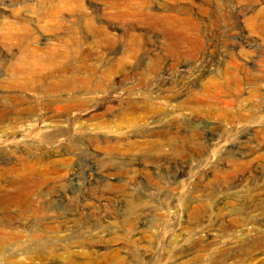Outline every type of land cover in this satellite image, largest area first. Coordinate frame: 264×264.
<instances>
[{
    "label": "rangeland",
    "instance_id": "obj_1",
    "mask_svg": "<svg viewBox=\"0 0 264 264\" xmlns=\"http://www.w3.org/2000/svg\"><path fill=\"white\" fill-rule=\"evenodd\" d=\"M150 1L80 0L54 17L52 11L69 2L0 0V105L13 95L3 85L21 82L12 70L23 58L32 61L31 50L69 56L46 71L37 65L44 92L23 94L32 114L0 120V224L12 216V226L25 235L22 244L6 246L18 249L13 264H60L26 259L23 251L35 247L31 234L43 229L42 245L81 251L73 264H115L124 256L123 264H264V225H223L236 205L245 218L264 216V99L253 119L227 116L238 111L229 105L233 99L249 109V93L257 86L264 92V0ZM179 6L193 9L201 51L188 53L184 29L142 13ZM85 18L115 35L116 44L95 45L86 58L84 42L93 35ZM117 58L124 64L109 81L89 76ZM55 82L65 88L48 92ZM214 83L233 87L231 96ZM180 102L187 103L177 107ZM174 112L197 134V145L184 143L172 156L160 147L159 132ZM235 164L241 167L236 173ZM246 191L256 201L246 199ZM28 198L44 212L23 205ZM201 205L210 210L198 212Z\"/></svg>",
    "mask_w": 264,
    "mask_h": 264
},
{
    "label": "bare ground",
    "instance_id": "obj_2",
    "mask_svg": "<svg viewBox=\"0 0 264 264\" xmlns=\"http://www.w3.org/2000/svg\"><path fill=\"white\" fill-rule=\"evenodd\" d=\"M63 1H65L66 3H68V2L69 3L65 7H61V8H58V9L52 11L54 17H59L58 15L64 9L70 10L69 9L70 3H73V2L79 3L80 0H63ZM115 1H117V0H115ZM147 1L149 3H151L150 0H147ZM114 3H111L108 6L110 17H114V12L116 10V5ZM124 5H127V4H124ZM186 6H188V5H186ZM77 9L78 10L82 9V6L77 7ZM161 10L162 11L156 12L153 9L149 8L145 12L142 11V13H143V16L146 18L154 19V20H161V21L169 24V26L171 25V26L175 27L176 29H181V30L184 29V33H182V34H185V35L182 38H185L187 40V42L191 45V47H190L191 49H189V50H192L190 52L188 51V53L192 54L193 51H201V46L203 44L202 43V37L200 35H198V33H196L199 31L200 26L196 22V19L193 16V9L190 7L182 8L179 6V7H167V8H163ZM259 14L262 17H264V10L260 11ZM128 15L129 16H135L136 13L132 12V13H128ZM138 17H139V15H138ZM85 22H86V27H87L88 33L93 35L92 42H90V40H88V39H86L84 42V44L89 46V48H88L89 50H87L84 53V56L86 58H89L92 56V50L95 48V45L98 48H105V47H113L116 44L117 37L113 34H110L105 27L95 23L94 19L85 18ZM252 25L255 29L260 28V25L258 22H253ZM73 46H75V45L73 44ZM138 48H139V46H138ZM178 52H179L178 55H180L181 53H185V51H178ZM68 57L69 56L66 53L65 54H59L58 52L51 50V51H49V53L46 52V54H42L38 50L33 49L28 54V58H30L32 61L27 62V61H25L24 58L21 60L19 59L22 62L21 66L17 67L16 69H13L12 71H13L14 75L18 76V78L21 79V82L6 83L5 85H3V88L5 89V91L12 92L13 95L12 96L8 95V96L3 98L4 101L2 102V105H0V120L7 119L9 117H13L14 119H18L19 118L18 116H20V115L32 114V112L34 111V107L32 105L25 103L26 97L23 94L27 93L28 91L39 92V94L44 92L43 89H39L37 86L38 80L42 79L40 71L37 68V65L43 66L42 71H46V70H49V68L53 69L54 67H56L55 66L57 63L56 60H58V58L67 60ZM123 59L124 58L115 59L114 62L112 64H110L105 69V71H101L100 73L95 72V70L91 69L89 71V76L92 75V76L98 77L100 83L103 81H109L110 76L113 74L114 70L121 68L122 64H124ZM130 62H131V60H130ZM46 63H48V64H46ZM49 77L53 78V75L50 74ZM232 78H233V76H232ZM232 78H230V79H232ZM87 80H88L87 78H84V79H82V82L86 83ZM229 85H230V83H229ZM237 85H239V84H237ZM212 86H214V85H212ZM215 87H216V89L221 90V93L223 95H230L231 89L233 88V87H229L228 84L220 85V83L215 84ZM63 88H65V85H62L61 83L55 82V83L51 84L49 87H47L46 90L48 92H55L57 90L60 91ZM212 88H211V90H212ZM213 90H215V88ZM234 90H232V91H234ZM262 90L263 89H261V86H257L253 91H251L249 93L248 101L249 102L253 101V103L249 109L244 108V102L242 100L235 101V99H233L234 101L232 100L231 104H229V105L232 106L233 109L235 106L238 111H234L235 113L230 112L231 114L229 113V115H227L228 118L231 116L232 119L234 118V119H236V121H238L240 123L246 122L250 119H253L255 117L254 116L255 112H257L255 109H257V108L259 109V106H260L262 100L264 99V92H262ZM190 101H191V99H190ZM184 103H187V102H180L176 106L182 108ZM233 103L235 104L234 106H233ZM247 104H245V105H247ZM25 105H28V106H25ZM178 109H180V108H178ZM180 114L181 113H178V112L172 113L167 120V124L165 126H163V129L159 132V137H161V139H162V140H160V144H161L160 147H162V146H165L166 148L169 147L170 148L169 152L170 151L172 152L171 153L172 156L176 155L177 152H180L183 149L184 143L186 145H192V146L195 144L197 145V143H195V141H194V137H196L197 134H195L194 132L191 133L189 131L190 128L187 130L189 123ZM140 119H142V117ZM138 120H139V117L136 118V121H138ZM135 124H137V123L135 122ZM197 140H198V137H197ZM259 145H261V144H259ZM197 149H198V147H197ZM152 150H154V149H152ZM258 155H260V154H258ZM259 158L264 159V155H262V153H261V156ZM233 162H235V161H233ZM262 162H264V161H262ZM240 168L241 167L239 164H235L233 172H235V173L239 172ZM28 169H29L28 171L31 172V174L38 173V172H36L37 170L35 169V167L33 165H29ZM38 169L40 170V168H38ZM221 174H220V176H221ZM225 174H226V172H225ZM36 175H39V174H36ZM44 176H45V174H44ZM218 176H219V174H218ZM36 177L38 178V176H36ZM45 179H47V178H45ZM39 180H41V182L39 181L40 183L45 184L46 180L45 181L42 179H39ZM218 181L222 182V180H218ZM223 182H224V180H223ZM263 182H264V178H263ZM225 183H228V181H225ZM262 185L264 187V183ZM249 190H252V189H249ZM252 192H253V190H252ZM244 195H245L246 199L248 197L251 202L256 201L255 200L256 195L254 193L251 195L250 193H248V191H246ZM29 199L30 198L25 200L23 205H25L26 207H29V209L32 210L33 212H37V211L41 212L42 209L39 207L37 208V206H35L32 203V201H30ZM1 206H2V204L0 203V207ZM237 206L238 205H236V207L233 208V212L230 215L231 218L226 220L225 223H223V225L225 227L243 228L246 226H259V225L262 226V225H264V218H263L264 216L262 217V219L261 218H258V219L245 218L244 217L245 216L244 210H243L244 207L242 206V208H241V207H237ZM48 208L49 207L45 206V211H48L49 210ZM24 209H26V208H24ZM205 210H210V207H208L206 205H201L198 208V212H200V211L202 212ZM42 212H44V211H42ZM259 214L264 215V205H262L259 208ZM29 216H31V215L29 214ZM12 221H13L12 216H8V219H6V222H2V224H0V264H13L12 260H15L16 259L15 257L19 255L17 252L18 249H15V248L8 249V248H6L7 245H10V246L16 245V244L19 245L25 241V239H24L25 235H23L24 233L22 234L21 230L12 226V223H13ZM16 230H18V231H16ZM44 233H46V230L43 229L42 231L40 230V231L35 232L34 234H31V236H30L31 241L30 242H32L35 247L28 249V251H23L27 255L26 256L27 258L25 257L27 260L32 259V262H33L37 259H42V258H45V259L54 258V260L59 261L58 263H60V264H73L74 260L81 256V251H79L78 249L77 250L72 249V246H70V245H55L54 243H50V244L47 243V244L42 245L44 243V238H45ZM122 245H124V244H122ZM10 246H8V247H10ZM79 246L80 247H77V248L83 247L82 244ZM8 250H9V252H8ZM131 256H134V255H131ZM124 258H125V256H124ZM124 258L117 257V259L114 258L113 260H114L115 264H123V263H126V261H124V262L122 261ZM15 262H17V260H15Z\"/></svg>",
    "mask_w": 264,
    "mask_h": 264
}]
</instances>
